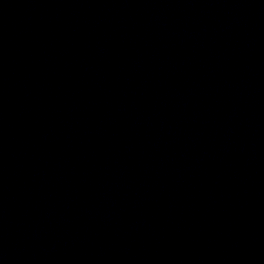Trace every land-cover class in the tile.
<instances>
[{
	"label": "water",
	"instance_id": "95a60500",
	"mask_svg": "<svg viewBox=\"0 0 264 264\" xmlns=\"http://www.w3.org/2000/svg\"><path fill=\"white\" fill-rule=\"evenodd\" d=\"M0 264H264V0H0Z\"/></svg>",
	"mask_w": 264,
	"mask_h": 264
}]
</instances>
